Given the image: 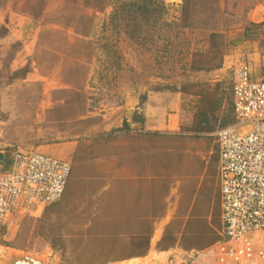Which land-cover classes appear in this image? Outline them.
Returning <instances> with one entry per match:
<instances>
[{
	"label": "rangeland",
	"instance_id": "1",
	"mask_svg": "<svg viewBox=\"0 0 264 264\" xmlns=\"http://www.w3.org/2000/svg\"><path fill=\"white\" fill-rule=\"evenodd\" d=\"M158 1L159 23H141L150 39L134 40L114 18L130 0H0V164L37 148L71 165L58 201L0 235V263L151 264L140 257L220 236L216 132L233 69L264 77V0ZM150 93L174 114L157 133L132 121Z\"/></svg>",
	"mask_w": 264,
	"mask_h": 264
},
{
	"label": "built area",
	"instance_id": "2",
	"mask_svg": "<svg viewBox=\"0 0 264 264\" xmlns=\"http://www.w3.org/2000/svg\"><path fill=\"white\" fill-rule=\"evenodd\" d=\"M232 113L234 122L216 132L222 237L201 250L184 252L186 262L264 264V249L254 237L264 233V77H256L247 62L233 70ZM70 171L69 161L36 148L16 149L8 166L0 164L3 235L58 201Z\"/></svg>",
	"mask_w": 264,
	"mask_h": 264
},
{
	"label": "crops",
	"instance_id": "3",
	"mask_svg": "<svg viewBox=\"0 0 264 264\" xmlns=\"http://www.w3.org/2000/svg\"><path fill=\"white\" fill-rule=\"evenodd\" d=\"M232 62H233V59L231 61L229 57L225 59L222 63V67L220 68V71H226L227 69H229L231 64H233ZM250 68L252 70V73L255 75L256 69L252 68V65L250 66ZM231 95H232V83H231ZM136 110H137V114L142 118V122L137 121V122H134L133 124L136 123V126L143 127V130L146 132L147 131L149 132L161 131V129L169 127L170 124L173 125L174 114L168 113L166 117L164 116L165 113H164V108H163L162 96L158 95L157 93L148 94L146 99L140 105L136 107ZM126 122L128 124V127L132 126V122L130 120H127ZM46 150H53L57 152L58 154L63 155L62 151H60L61 149L59 151H56V149L48 147V148H44L43 151H46ZM4 159H5L4 154H0V161L2 164H5L6 162V160ZM221 237H222V234H220L217 240H219ZM255 244L258 248L264 249V233L262 234L260 233L258 235V237L255 240ZM182 252H188V251L182 250ZM169 253H170L169 250L156 251L154 252L155 256L151 257L148 253L146 256L140 257V259L147 258L151 264H215L211 260L202 261L200 259L198 260L196 259L191 262H186V260L185 261L182 260V257H181L182 254L177 253V255L171 256V254Z\"/></svg>",
	"mask_w": 264,
	"mask_h": 264
},
{
	"label": "trees",
	"instance_id": "4",
	"mask_svg": "<svg viewBox=\"0 0 264 264\" xmlns=\"http://www.w3.org/2000/svg\"><path fill=\"white\" fill-rule=\"evenodd\" d=\"M165 9V6L162 1L158 0H130V2H123L114 10V18L118 22H122L123 25L126 27V30H128V33L131 35V37L134 40H141L145 37H148L150 39L149 34H145L143 37L141 36V23H145L146 25H149V27L153 28L159 23V20L161 19V16L163 14V11ZM165 25L166 23L163 22L161 25ZM232 110V105H231ZM210 112H213V109L211 107L207 108L206 110L201 111V123L204 122V118L206 114H209ZM133 122H142V118L138 114H134L132 116ZM234 122V116L232 113V118L230 120H226L222 123V126L228 124H232ZM200 123V124H201ZM227 125V126H228ZM203 125L199 126V130H203ZM225 127V126H224ZM128 124L126 121H124V127L123 129H128ZM157 133V132H153ZM143 222V221H140ZM4 230L0 227V235H3ZM141 235V233L135 232L132 233L130 237L132 239H138L139 241H142V238H146L145 242L147 243V240L149 239V236Z\"/></svg>",
	"mask_w": 264,
	"mask_h": 264
},
{
	"label": "water",
	"instance_id": "5",
	"mask_svg": "<svg viewBox=\"0 0 264 264\" xmlns=\"http://www.w3.org/2000/svg\"><path fill=\"white\" fill-rule=\"evenodd\" d=\"M0 264H41L39 260H36L29 256H11L9 259L1 261Z\"/></svg>",
	"mask_w": 264,
	"mask_h": 264
},
{
	"label": "bare ground",
	"instance_id": "6",
	"mask_svg": "<svg viewBox=\"0 0 264 264\" xmlns=\"http://www.w3.org/2000/svg\"><path fill=\"white\" fill-rule=\"evenodd\" d=\"M247 129H248V128H245V129L243 130V132L247 131Z\"/></svg>",
	"mask_w": 264,
	"mask_h": 264
}]
</instances>
